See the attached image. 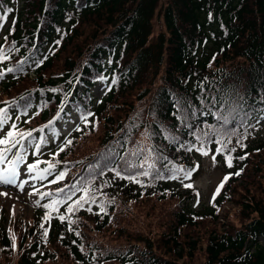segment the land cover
Masks as SVG:
<instances>
[{"label": "trees", "instance_id": "trees-1", "mask_svg": "<svg viewBox=\"0 0 264 264\" xmlns=\"http://www.w3.org/2000/svg\"><path fill=\"white\" fill-rule=\"evenodd\" d=\"M12 2L3 138L79 126L38 159L54 188L31 216L0 222V264H264V0H22L3 33ZM200 150L229 176L197 212L175 179Z\"/></svg>", "mask_w": 264, "mask_h": 264}, {"label": "rangeland", "instance_id": "rangeland-1", "mask_svg": "<svg viewBox=\"0 0 264 264\" xmlns=\"http://www.w3.org/2000/svg\"><path fill=\"white\" fill-rule=\"evenodd\" d=\"M23 2L22 0H13L12 9L13 15H5V22L2 28L4 33L12 19L16 16V11L20 10ZM153 33L156 35L162 27V22L157 16L153 19ZM91 95L95 100H99L105 93L104 84L97 83L90 89ZM73 120L68 123L65 119L59 127L48 136L47 144L41 143V138L38 136L36 142H31L28 136H24V139H19L21 143L15 147L5 148L10 151L4 152L5 160L0 164V169H7L11 167V162L17 160V157H22V160L17 163L16 171L17 177L14 184L0 183V222H10L12 219H20L24 221L26 217L31 216L33 206L39 198L43 197L44 191L53 189L54 185L52 181L53 172L52 169L43 166L42 164H35L36 171L29 172L28 165L30 164L32 156L38 154L43 156L51 150L59 148L65 139L71 136L77 129L79 121L73 115ZM4 123L0 124V135L2 136L3 130L1 128H10L12 120L9 118H3ZM256 124V123H254ZM60 130V131H59ZM65 135L61 137V133ZM5 136V133H4ZM3 136V137H4ZM263 138L264 140V125L256 129L252 136L251 141ZM4 149L0 147V152ZM226 168L223 162L213 159L210 155H204L203 152L195 151L193 153V162L191 168L186 171L182 170L180 175L175 179V184L178 188H186L185 185H192L191 188L195 195L191 201V208L194 211L201 212L202 210L209 208L214 199L218 196L220 182L224 177L229 175L226 172ZM47 170V172H45ZM38 173H44V177L40 178ZM189 173V175H185ZM259 245L264 248V240H260Z\"/></svg>", "mask_w": 264, "mask_h": 264}, {"label": "snow or ice", "instance_id": "snow-or-ice-1", "mask_svg": "<svg viewBox=\"0 0 264 264\" xmlns=\"http://www.w3.org/2000/svg\"><path fill=\"white\" fill-rule=\"evenodd\" d=\"M4 19L3 17H0V20ZM0 58H6L5 53L3 52V50H0ZM9 71H13V69H9ZM4 123V120L0 119V124ZM51 124V122H50ZM13 128H15V125H13ZM28 136H31V133L27 134ZM14 136L15 134L13 132H8L7 134V138L0 140V144L3 145H7L9 143H11L12 147H15L16 144L20 143L19 140H14ZM25 134H20V139H24ZM70 143V142H69ZM10 151V149L6 148L3 150V152H0V164H2L5 160V155L4 152ZM61 151H63V149H61ZM217 151H220L219 149ZM204 155H207L206 152L203 153ZM215 159V157L213 158ZM22 160V157H17V160L12 161L11 162V167L7 168V169H0V183H4V184H14L16 181V177H17V171H16V165L17 163H19ZM228 166L231 167V160H228ZM54 165H52L51 163H49V168H53ZM142 167V166H141ZM149 167L151 168L152 165H149ZM28 171L29 172H33L36 171V165H28ZM45 172H47V170H45ZM144 175H148L149 173L147 171H145L143 173ZM239 173H237L238 175ZM117 175H119V173H117ZM186 176L189 175V173L185 174ZM38 176L40 178L44 177V173H38ZM65 176L64 172H61L58 174L57 176V180L63 179ZM129 179L135 180L134 177H128ZM171 178H176L174 175ZM228 179V177H225V181ZM138 182V181H135ZM192 185H185V187H191ZM220 187H223V184L220 185ZM217 192H219V188L217 189ZM59 203V201H53V203L51 205H46V207L52 208L53 210H55V205ZM78 206H82V204L80 203V201L76 202ZM74 210V208L70 207L68 209L69 212H72ZM89 211H91V209H88ZM101 211H104L103 206H101ZM61 220L64 219V217H60Z\"/></svg>", "mask_w": 264, "mask_h": 264}]
</instances>
